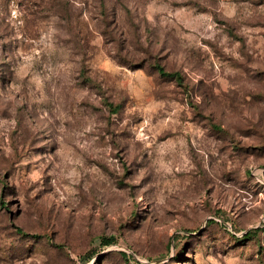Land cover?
Masks as SVG:
<instances>
[{
    "label": "rangeland",
    "instance_id": "374dc122",
    "mask_svg": "<svg viewBox=\"0 0 264 264\" xmlns=\"http://www.w3.org/2000/svg\"><path fill=\"white\" fill-rule=\"evenodd\" d=\"M0 264H264V0H0Z\"/></svg>",
    "mask_w": 264,
    "mask_h": 264
},
{
    "label": "trees",
    "instance_id": "16d2710c",
    "mask_svg": "<svg viewBox=\"0 0 264 264\" xmlns=\"http://www.w3.org/2000/svg\"><path fill=\"white\" fill-rule=\"evenodd\" d=\"M157 67H158L160 74L163 76H171V77L180 78V74L178 72L167 73L162 66L158 65ZM114 242H115L114 237H104L102 240V245L103 246H109V245L113 244ZM88 257H90V254L88 255Z\"/></svg>",
    "mask_w": 264,
    "mask_h": 264
}]
</instances>
